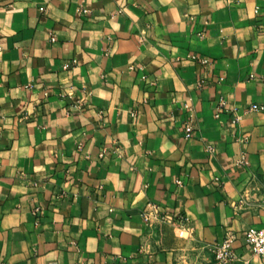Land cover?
Instances as JSON below:
<instances>
[{
	"label": "crops",
	"instance_id": "1",
	"mask_svg": "<svg viewBox=\"0 0 264 264\" xmlns=\"http://www.w3.org/2000/svg\"><path fill=\"white\" fill-rule=\"evenodd\" d=\"M256 103L264 0H0V264H264Z\"/></svg>",
	"mask_w": 264,
	"mask_h": 264
},
{
	"label": "built area",
	"instance_id": "2",
	"mask_svg": "<svg viewBox=\"0 0 264 264\" xmlns=\"http://www.w3.org/2000/svg\"><path fill=\"white\" fill-rule=\"evenodd\" d=\"M43 9V7H42ZM223 104V102H222ZM253 109H264L263 105L252 104ZM187 136L190 135L193 126L190 123L185 125ZM240 162H246L242 157ZM264 183V182H263ZM239 205L264 207V184L252 182L250 186L241 194ZM145 220L153 224L156 221H163L165 218L160 212L158 205L154 202H148L144 213ZM180 236H185L188 230L185 225H180ZM236 239L234 232H228L223 241L212 246L215 259L218 264H227L236 259V253L233 248V242ZM245 240L251 246L252 250L264 260V226L251 225L245 231Z\"/></svg>",
	"mask_w": 264,
	"mask_h": 264
}]
</instances>
